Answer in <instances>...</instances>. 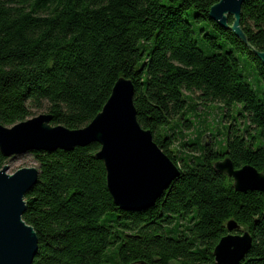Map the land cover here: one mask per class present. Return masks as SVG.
<instances>
[{
  "label": "trees",
  "instance_id": "trees-1",
  "mask_svg": "<svg viewBox=\"0 0 264 264\" xmlns=\"http://www.w3.org/2000/svg\"><path fill=\"white\" fill-rule=\"evenodd\" d=\"M218 1L0 0V124L44 110L84 127L126 78L138 123L180 170L152 207L129 212L107 190L97 143L31 152L40 173L22 218L38 239L33 264H215L230 219L252 237L239 264H264L263 194L234 190L213 167L228 156L264 172V63L253 52H264V0L241 5L245 41L232 15L227 27L209 18ZM212 103L228 118L219 149L185 134ZM8 159L0 152V169Z\"/></svg>",
  "mask_w": 264,
  "mask_h": 264
},
{
  "label": "water",
  "instance_id": "water-1",
  "mask_svg": "<svg viewBox=\"0 0 264 264\" xmlns=\"http://www.w3.org/2000/svg\"><path fill=\"white\" fill-rule=\"evenodd\" d=\"M244 1L219 0L209 10V18L224 27L227 16L232 15L230 29L243 41L239 22ZM253 52L264 63V52ZM134 94L133 83L119 78L101 111L86 126L77 129L52 124L49 113H40L12 126L0 124V152L14 159L31 152L68 151L97 143L100 148L95 157L104 164L106 186L114 204L129 212L146 210L164 195L180 170L153 141L151 131L138 123ZM213 167L231 178L234 190L258 191L264 196V172L249 164L235 168L228 156L217 160ZM7 171V165L0 169V264H33L38 239L22 215L24 196L37 184L40 170L24 167L12 174ZM225 226L227 233L213 249L215 264H239L251 248V234L233 219Z\"/></svg>",
  "mask_w": 264,
  "mask_h": 264
},
{
  "label": "rangeland",
  "instance_id": "rangeland-1",
  "mask_svg": "<svg viewBox=\"0 0 264 264\" xmlns=\"http://www.w3.org/2000/svg\"><path fill=\"white\" fill-rule=\"evenodd\" d=\"M188 19L190 21H194V11L190 10L188 12ZM204 26V24L194 22V27ZM198 45L202 47L200 39L201 36H197ZM196 102V101H195ZM203 107V108H202ZM198 106L195 110H193L194 114H190V120L193 122V128L189 131H186L185 134L188 138H196L197 133L201 134V141L203 138L204 143H215L216 145L225 139L224 126L228 124V118L224 115V110L220 107L218 103L208 104L206 106ZM36 115L40 113H45L44 110H36ZM211 135H208V134ZM178 144V143H176ZM176 145L173 147L175 153H177ZM217 149H219V145H217ZM8 166V173L12 174L16 170L24 167H38L36 163L32 160V156L30 153L20 155L14 159H8L5 164Z\"/></svg>",
  "mask_w": 264,
  "mask_h": 264
}]
</instances>
